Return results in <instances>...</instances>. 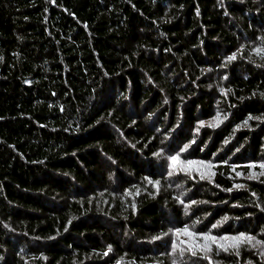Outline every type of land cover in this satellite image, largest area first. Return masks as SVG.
<instances>
[{"label": "trees", "instance_id": "1", "mask_svg": "<svg viewBox=\"0 0 264 264\" xmlns=\"http://www.w3.org/2000/svg\"><path fill=\"white\" fill-rule=\"evenodd\" d=\"M258 243L264 0H0V264H264Z\"/></svg>", "mask_w": 264, "mask_h": 264}, {"label": "rangeland", "instance_id": "2", "mask_svg": "<svg viewBox=\"0 0 264 264\" xmlns=\"http://www.w3.org/2000/svg\"><path fill=\"white\" fill-rule=\"evenodd\" d=\"M213 125L214 122L206 123ZM175 159L171 158L172 165L171 167L177 169L178 171L182 172V174L186 177H197L204 180H210L213 176V164L211 162H204L199 160H184L181 161L179 158L174 157ZM237 176L243 180L246 178L243 176V171L236 169ZM237 188H242L243 185H236ZM187 235H190L189 232H184L179 234V237L185 238L187 240ZM199 240H205L207 243L206 249L208 251H213L216 249L226 250H241L246 248L248 242H252L253 239L251 237L240 235V236H222V237H213L211 235L208 236H197ZM259 248L258 252L264 255V244L258 243L255 245Z\"/></svg>", "mask_w": 264, "mask_h": 264}, {"label": "snow or ice", "instance_id": "3", "mask_svg": "<svg viewBox=\"0 0 264 264\" xmlns=\"http://www.w3.org/2000/svg\"><path fill=\"white\" fill-rule=\"evenodd\" d=\"M173 159H175V158H173Z\"/></svg>", "mask_w": 264, "mask_h": 264}]
</instances>
